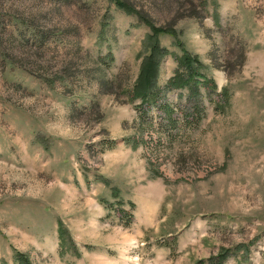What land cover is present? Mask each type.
<instances>
[{"label":"rangeland","instance_id":"rangeland-1","mask_svg":"<svg viewBox=\"0 0 264 264\" xmlns=\"http://www.w3.org/2000/svg\"><path fill=\"white\" fill-rule=\"evenodd\" d=\"M119 1L0 0V264H264V0Z\"/></svg>","mask_w":264,"mask_h":264},{"label":"trees","instance_id":"trees-1","mask_svg":"<svg viewBox=\"0 0 264 264\" xmlns=\"http://www.w3.org/2000/svg\"><path fill=\"white\" fill-rule=\"evenodd\" d=\"M112 3L115 7V9L123 12L124 14H133L136 19L144 24L147 28H149V30L151 31L153 36H157L163 33H169L170 29L169 28H161V27H154L146 18V16L144 17L142 14H140L137 10H135L132 6H130L129 4L123 2V1H119V0H112ZM155 53L153 52L151 54V60L152 57L154 56V54H157L158 50L155 48ZM180 66H183L184 68L187 69V75H189L190 77H187V79L190 78H197L198 76L200 77L201 75L196 74L197 72L195 71L196 66H199L198 61L191 57L190 55H188L187 53L183 56L182 60L179 62ZM194 66V67H193ZM148 77V76H146ZM145 77V78H146ZM147 80V79H145ZM184 81L179 79V76L175 77L174 79H172L170 81V83H172L175 86V83L177 84L176 87L179 86H183ZM210 84H212L211 82H209ZM144 99V98H143Z\"/></svg>","mask_w":264,"mask_h":264}]
</instances>
